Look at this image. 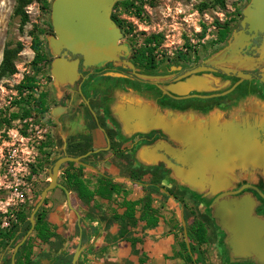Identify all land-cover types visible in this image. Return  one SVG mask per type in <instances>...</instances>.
<instances>
[{"label": "flooded vegetation", "instance_id": "obj_1", "mask_svg": "<svg viewBox=\"0 0 264 264\" xmlns=\"http://www.w3.org/2000/svg\"><path fill=\"white\" fill-rule=\"evenodd\" d=\"M116 24L121 32V38L126 37L123 43L126 50L119 56V60L108 62L100 67L83 68L82 59L78 56L79 75L74 82L67 83L59 93L55 88V92L50 89L48 96L45 97V101L48 100L50 104L46 112L48 127L44 131L46 134L44 149L48 158L51 157L54 160L59 156L80 157L79 161L83 164L66 162L60 166L62 171L58 175L57 182L65 188L69 184L68 175L74 174L91 191L98 188L88 186L91 185V179H95L94 182L98 186L122 185L120 183L139 185L142 194L138 199L146 194L144 185H158L157 188L166 202L173 199L180 207L185 204V197L197 201V205L203 207V210H200L198 216L185 226V230L188 238L189 233L193 235L191 230L193 223H197V229L198 226H202L205 241L197 245L193 240L191 242L189 238L188 240L189 245L193 244V253L203 255L204 246L213 241L217 235L216 232L224 233L215 224L211 207L215 203V198L224 191L206 196L183 186L200 184H186L181 176L175 177L174 171L160 159V156L165 153L159 146L164 142L174 149L181 150L184 147L181 142L171 139L158 125V122L160 123V119L165 117L167 123L184 128L192 135L197 129L204 130L206 134H202V137L204 135L221 136L227 124L250 127L253 131L261 132L258 126L260 120L258 100L264 99L262 34L258 33L256 37L250 39L236 56L216 66L205 61L217 51L228 46V41L215 47V52H213L210 40L205 39L199 45L191 40V42L178 45L172 57L164 58L163 43L149 41L153 33H148L142 41H139L118 21ZM147 29V27L142 29L137 27V31L145 32ZM240 29L238 21L235 30ZM243 30L248 33L245 28ZM123 61L131 63L133 68L125 65ZM200 66L208 69L189 73ZM201 81H204V84L195 87V83ZM122 110L127 115L126 124L121 120ZM148 111L156 119V126L145 130L142 126L143 117ZM35 132L39 133L38 128ZM34 135L35 138L40 137L37 134ZM150 156L153 160L148 161ZM166 157L174 166L181 167L174 159L168 155ZM212 164L205 169L208 178L205 185H224L222 184L223 179L230 174L231 181L227 185L231 187L226 190L236 192L234 197L237 199L248 198L250 200L251 216L261 230L259 237L264 239V171L259 165L237 161L229 165L226 162L214 164V166ZM166 176L171 178L168 184L171 185L170 187L164 186L163 180ZM57 188L59 187H55V190ZM125 189L128 191H125L124 199L134 201L128 199L130 189L128 187ZM207 192H210L209 188L206 189L205 194ZM61 193L67 207L71 209L67 204L63 189ZM74 195L69 193L71 206L75 199L85 202L79 196ZM97 196L99 195H95L85 203L90 204ZM116 205L110 214L89 212L88 218L94 221L90 217L91 214L97 220L101 214L113 216L122 213L125 209L122 202ZM71 210L77 215L78 222L85 221L87 214L82 215L80 219L79 214L74 209ZM211 221L214 222L216 229L208 228L207 225L211 224ZM111 225L104 227L105 230H108ZM135 229L141 234L131 237ZM181 229L183 231V226ZM144 231L140 226H136L120 239L132 241L136 246L143 241ZM92 232L91 225L80 231L78 243L74 245L71 254L62 247V251L70 255V264L76 248L79 246L81 251V248L89 241ZM116 232L117 228L114 233L110 234L112 239ZM29 238L30 235L26 240ZM37 244V250H34V246L31 245L27 246V252L38 251L39 243ZM14 246L10 252H7V247L0 248V263L6 256L10 257L11 263ZM135 251L139 253L141 249H135ZM82 253H84L83 250ZM140 253L142 254L140 257L144 259L145 255L143 252ZM198 259L201 260L197 257L192 260V263L197 264L194 261ZM42 261L51 264L49 260H41L39 264ZM254 263L261 264L256 260L249 262V264ZM74 264H79V262L76 261Z\"/></svg>", "mask_w": 264, "mask_h": 264}, {"label": "rangeland", "instance_id": "obj_2", "mask_svg": "<svg viewBox=\"0 0 264 264\" xmlns=\"http://www.w3.org/2000/svg\"><path fill=\"white\" fill-rule=\"evenodd\" d=\"M52 1L31 0L24 8L28 20L21 26L20 17L14 12L16 0H0V63L5 48L16 49L18 45L20 47L12 59L15 72L0 77V130L7 131L18 128L20 135L26 138L30 137L31 140L34 139V142H29L27 145L28 149L30 146H34V158L28 163L29 174L23 179L24 185L30 186L28 200L25 202L11 201L7 188H0V227H7L10 223L16 222L15 217L18 211L22 210L25 213H30L40 198V192L48 183L47 170L53 158H48L44 149L46 145L44 142V138H46L44 131L48 127L46 112H48L50 104L48 100L45 101V97L48 96L50 89L55 92L53 78L49 72L50 64L55 58L49 48V39L54 36L50 24V5ZM141 1L143 4L140 6ZM248 1L223 0L220 4L216 0H120L114 3L111 18L115 24L118 21L122 27L128 29V32L132 33L134 38L139 41H142L148 33L155 35L158 32L161 35V42L165 49L164 58L172 57L178 45L191 42V40H194L199 45L205 39H208L211 41L213 52H215V47H219L228 41L232 32L237 28L238 21L241 19V10ZM137 9L142 10L140 15H136ZM138 26L141 29L143 27L148 29L145 32L137 31ZM220 34L224 36L222 39ZM34 38H38L41 45L40 52L43 56L42 60L36 65L33 64L34 53L31 49ZM125 38H121L119 43L123 44ZM27 78L32 79L33 90L31 92L24 88H18ZM61 89H58L57 92ZM258 101L259 114L264 113V99L261 98ZM25 111L28 112V115L24 116ZM12 114L16 116L13 117ZM30 124H32V131H28ZM35 126H37L39 133L35 132L33 128ZM34 134L40 137L35 138ZM18 149H25V147L20 145ZM7 166L3 164L2 160L0 165V185H10L12 183L11 178L5 174ZM61 171L62 169H60L59 174ZM94 180L91 179L89 187H98ZM170 182L171 178L168 176L163 180L166 187L171 186L168 185ZM120 184L122 185H116L117 190H112L111 197L106 199V207L102 205L100 207L96 203L98 199H102L101 196H97L95 201L90 204L75 199L72 207L79 214V218L81 219L82 215L89 214V212L94 214L101 212L110 214L113 212L114 207L117 206L116 204L121 203L122 199L126 197L125 191L128 190L125 188L130 187V185ZM137 189L142 194L141 187L139 186ZM50 191V195H52L55 188ZM52 199V196H46L44 199L46 205L44 202L41 205L44 206L48 221L55 207L47 206V203ZM150 199L157 211L158 223H163L161 235L167 236L174 225L176 234L175 243L172 246L174 249L177 246V249L173 251L174 255L170 259L178 258V264H193L191 260L197 257L201 258L200 264H249V262H253V260H241L231 256L224 242L225 235L220 231L216 232L217 235L210 244L204 246L205 252L203 255L193 253L190 245L189 248L185 247V238L181 229L182 222L187 226L194 217L198 216L203 207L198 206L197 201L185 197L183 206L171 208L160 192H151ZM63 202V194L59 192L55 204ZM114 203L116 204L113 205ZM63 205L66 207V202ZM67 209L71 223L75 226L72 233V240L74 241L71 245L74 246L77 244L80 231L89 224L82 220L77 222L76 218L78 217L75 212L68 207ZM35 221L34 215V226ZM4 222H7L8 225L2 226ZM52 226L54 225L52 224ZM207 226L208 228L216 229L212 221ZM34 234L33 229L30 237L34 236ZM21 238L22 229L19 228L15 238L7 246V252L12 251V246ZM30 243L34 246V250H37V240L33 239ZM143 260L145 262V258ZM41 264L48 263L47 261H42Z\"/></svg>", "mask_w": 264, "mask_h": 264}, {"label": "water", "instance_id": "obj_3", "mask_svg": "<svg viewBox=\"0 0 264 264\" xmlns=\"http://www.w3.org/2000/svg\"><path fill=\"white\" fill-rule=\"evenodd\" d=\"M120 0H53L50 5V24L54 36L49 39V48L55 56L50 64V75L53 78V85L56 90L67 83H73L79 75V57L83 68L100 67L108 62H116L119 56L126 50L124 44H120L121 32L111 18L112 7ZM240 30H234L228 39V46L223 50L214 53L205 62L219 66L225 60L230 59L250 41V39L262 34L264 45V0H249L241 10L239 20ZM246 29V33L243 29ZM228 54V56H227ZM73 56L75 58H73ZM130 68L132 64L123 61ZM208 68L197 67L189 73L200 72ZM204 81L195 83V87L203 85ZM174 91L173 89H171ZM60 91H58L59 93ZM259 130L253 131L250 127L233 126L227 124L221 136L204 135L206 131L197 129L195 134H189L188 130L167 123L160 119L158 125L171 138L181 142L183 149L172 148L166 142L160 145L165 155L160 159L174 171V175L181 176L187 183L200 185H183L187 189L195 190L206 196L213 195L218 191H224L218 195L212 207V217L215 224L224 232L226 248L235 258L241 260H256L264 263V239L259 235L261 230L256 226L251 216V202L248 198L237 199L236 192L226 190L231 187L227 185L231 181L230 174L223 179L224 185H205L208 181L205 169L211 163L223 164L247 163L259 165L264 171V113H260ZM121 120L126 124L127 115L122 110ZM143 129L148 130L156 126V119L148 111L143 117ZM166 155L174 159L181 167L174 166ZM85 156V155H83ZM80 157L59 156L52 159L48 172V183L40 192V198L29 215L30 227L18 241L11 255V263H15V253L24 243L34 229V215L41 207L48 192L55 187L64 190L68 206L72 208L69 191L57 182L60 166L66 162H77ZM148 161L153 160L152 156ZM209 188L210 192H206ZM225 197V199H221ZM207 200V199H206ZM185 243L189 248V241L185 230V223L182 222ZM80 249L76 248L72 263L77 261ZM253 252V253H251Z\"/></svg>", "mask_w": 264, "mask_h": 264}, {"label": "trees", "instance_id": "obj_4", "mask_svg": "<svg viewBox=\"0 0 264 264\" xmlns=\"http://www.w3.org/2000/svg\"><path fill=\"white\" fill-rule=\"evenodd\" d=\"M220 4L223 0H216ZM31 0H16L15 14L20 17L21 26L24 25L28 16L24 11L25 6H27ZM142 1L140 2V6L142 5ZM133 5V3H131ZM142 12L141 9H137L136 15H140ZM224 36L220 34V38L222 39ZM161 41V35L155 34L149 38V41ZM40 42L38 38H34L31 44V49L34 53L33 64L36 65L39 61L42 60L43 56L40 52ZM5 48L2 56V60L0 63V77L4 75H10L15 72L14 65L12 63V59L15 54L19 50ZM31 78H27L25 82L21 83L18 88L27 89L29 92L33 90V86L31 84ZM28 115V112H24V116ZM12 116H16L12 114ZM4 120V119H3ZM69 184L66 185V188L70 191L71 194H75L79 196L85 202L91 200L95 195L101 196V198H110L111 190L115 191L116 185H99L95 191H91L88 189L87 185H83L80 180L77 179L76 175H68ZM115 186V187H113ZM158 185H144V190L146 194L143 195L140 199L129 201L123 199L122 206L125 207L124 211L120 214H116L113 216H106L101 214L99 220L105 221V227L107 228L110 224H116L117 232L113 235V238L120 239L124 238L132 228L136 226H140L141 229H151L157 226L158 224V215L156 209L152 205V201L150 199L151 192H159ZM117 190V189H116ZM46 204V201L44 202ZM136 212L138 214L136 215ZM30 213H25L24 211H18L16 213V222L10 223L7 227H0V248H6L9 246L12 239L15 238L16 232L19 228L22 229V235L26 233V231L30 227V222L28 220ZM90 217L96 220V217L92 214ZM35 226H34V236L30 237L25 243L19 248L15 255V264H39L41 260H49L51 264H70V255H66L62 251L63 247V239L62 237L55 231V227L48 221L46 217V213L44 210V206H41L40 209L35 213ZM196 225V226H195ZM191 233L188 234V238L190 242L193 240L197 245L201 242L205 241L204 233L202 232L204 229L200 225L197 229V223H193L191 226ZM36 239L39 243V249L36 252L30 251L27 252V246H31L30 241ZM186 247V244H185ZM190 247L192 248V252L194 251L193 244L190 243ZM142 255V254H141ZM200 258V257H199ZM191 260V257H190ZM192 261V260H191ZM144 262L143 257L139 258V263L142 264ZM194 263L200 264L201 260L198 259L194 261ZM0 264H10V257L6 256Z\"/></svg>", "mask_w": 264, "mask_h": 264}, {"label": "crops", "instance_id": "obj_5", "mask_svg": "<svg viewBox=\"0 0 264 264\" xmlns=\"http://www.w3.org/2000/svg\"><path fill=\"white\" fill-rule=\"evenodd\" d=\"M131 186L133 185L128 187L130 189L128 199L136 200L141 196V192L137 189L139 185L134 187ZM59 192H61V189L57 188L52 195H50L51 191L47 194L48 197H53L47 206H55L49 217V221L54 225L56 232L60 234L64 240L63 250L71 254L74 247L71 245L74 241L72 240V233L75 226L71 223L72 221L69 218L67 205L66 207L63 205L65 199L63 203L55 204ZM106 202V199H98L96 201L98 205L104 207L107 206ZM167 202L171 208L178 206L173 199H169ZM76 220L78 222L77 218ZM85 222L93 227V232L90 234L89 241L81 248L77 258L79 264H140V252H143L145 255V262L142 264L179 263L178 258L170 259L174 255L173 251L177 249V246L175 249L172 246L175 243L176 234L174 225L172 226L171 232L167 236H163L160 233L163 231V223L159 222L154 228L146 229L142 233L143 241L134 246L132 241H126L124 239L114 240L111 238L110 234L115 232L117 228L116 224H112L108 230H105V221H100L98 218L97 220L91 221L88 218V214ZM140 234L141 233L135 229L132 231L131 237H137ZM135 249H141V251L136 253ZM82 250L84 253H82ZM90 250H93V253Z\"/></svg>", "mask_w": 264, "mask_h": 264}, {"label": "built area", "instance_id": "obj_6", "mask_svg": "<svg viewBox=\"0 0 264 264\" xmlns=\"http://www.w3.org/2000/svg\"><path fill=\"white\" fill-rule=\"evenodd\" d=\"M33 128L37 129V126ZM28 131H32V124L29 125ZM33 140L30 137L26 138L20 135L18 128L7 131L0 130V165L2 160L4 165H8L5 174L12 181L10 185H0V188H7L11 201L25 202L28 200L30 186L24 185L23 179L29 174L28 163L34 158V146H30L29 149L27 146L29 142H34ZM20 145L24 146L25 149H18ZM7 225L8 223L4 222L2 226Z\"/></svg>", "mask_w": 264, "mask_h": 264}]
</instances>
